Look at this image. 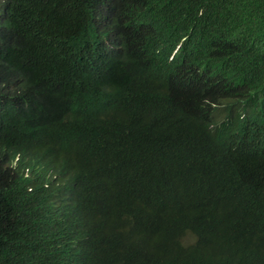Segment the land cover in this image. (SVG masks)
Segmentation results:
<instances>
[{"label": "trees", "instance_id": "obj_1", "mask_svg": "<svg viewBox=\"0 0 264 264\" xmlns=\"http://www.w3.org/2000/svg\"><path fill=\"white\" fill-rule=\"evenodd\" d=\"M7 1L0 90L65 104L0 129V264H264V0H118L102 82L88 0Z\"/></svg>", "mask_w": 264, "mask_h": 264}, {"label": "clouds", "instance_id": "obj_2", "mask_svg": "<svg viewBox=\"0 0 264 264\" xmlns=\"http://www.w3.org/2000/svg\"><path fill=\"white\" fill-rule=\"evenodd\" d=\"M118 2V0H88L86 7L74 10L76 17L84 23L87 32L100 39V48L107 53L104 54L100 49L103 56L94 67L95 80L100 82L110 78L111 72L117 68L123 57V46L119 38L106 32L108 24L114 20ZM8 5L7 0H2L0 3V36L4 34L2 38L4 42L0 43V48L5 45L9 35L10 24L4 13L5 6ZM5 58L4 54L3 59ZM76 76L84 80L80 71ZM46 80L47 72L40 75L14 72L9 87L0 90V129L19 118L51 120L61 113L65 103L60 100L61 96L58 97L60 94L55 88L47 85ZM215 112H220L219 107L214 106V110H211V118L218 122L219 118ZM213 124L214 122L204 125V132L208 135H214L216 132ZM246 219L251 221L249 218Z\"/></svg>", "mask_w": 264, "mask_h": 264}, {"label": "rangeland", "instance_id": "obj_3", "mask_svg": "<svg viewBox=\"0 0 264 264\" xmlns=\"http://www.w3.org/2000/svg\"><path fill=\"white\" fill-rule=\"evenodd\" d=\"M2 2V0H0V3Z\"/></svg>", "mask_w": 264, "mask_h": 264}]
</instances>
